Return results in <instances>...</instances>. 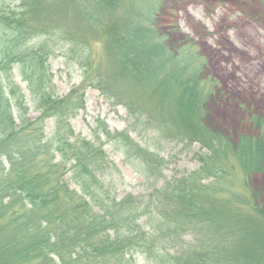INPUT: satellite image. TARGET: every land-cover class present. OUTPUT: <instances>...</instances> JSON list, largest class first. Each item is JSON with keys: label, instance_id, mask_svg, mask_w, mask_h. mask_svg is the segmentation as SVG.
<instances>
[{"label": "trees", "instance_id": "16d2710c", "mask_svg": "<svg viewBox=\"0 0 264 264\" xmlns=\"http://www.w3.org/2000/svg\"><path fill=\"white\" fill-rule=\"evenodd\" d=\"M147 16L134 0H0V264H264V199L249 185L264 176V135L232 142L209 129L204 62L192 46L170 51ZM87 36L99 37V63L81 53ZM64 49L82 81L59 98L49 62ZM87 89L144 136L200 145L198 171L116 200L103 148L70 124ZM250 123L264 132L261 118ZM104 130L130 161L161 171L127 132Z\"/></svg>", "mask_w": 264, "mask_h": 264}, {"label": "rangeland", "instance_id": "374dc122", "mask_svg": "<svg viewBox=\"0 0 264 264\" xmlns=\"http://www.w3.org/2000/svg\"><path fill=\"white\" fill-rule=\"evenodd\" d=\"M134 1L141 12L148 15L151 21L154 20L170 51L176 53L185 46H192L190 52L197 53L204 62L201 77L213 85L205 104L209 129L232 142L246 135L263 136L264 132L259 133L250 123L253 117H259L264 122L263 1ZM110 18L112 20L114 17ZM98 38L91 36L88 48L81 52L92 63H99L104 56V49L96 46ZM49 63L55 95L59 98H64L80 86L82 70L75 52L67 49L57 51ZM84 102L85 109L70 124L75 136L103 148L110 165L102 179L116 200L151 194L167 181L198 171L200 163L197 156L205 152L200 145L159 139L150 131L144 136L141 127L130 126L131 120L126 109L115 107L97 90L87 89ZM30 110V118L35 119L36 113L32 108ZM52 127L48 122V135ZM105 128L111 135L127 132L135 143L142 148H149L150 152L164 161L161 171L151 174L142 162L134 159L130 161L121 147L107 138ZM228 165L232 170L235 169L237 179L243 178L244 171L238 169L233 160ZM249 185L252 190L259 191L264 199V176L251 178ZM134 262L146 264L138 255L134 256Z\"/></svg>", "mask_w": 264, "mask_h": 264}]
</instances>
